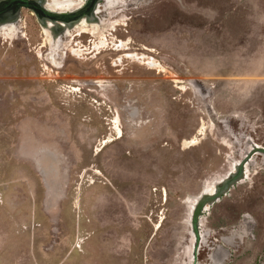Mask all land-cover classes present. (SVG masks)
<instances>
[{
  "label": "rangeland",
  "instance_id": "obj_1",
  "mask_svg": "<svg viewBox=\"0 0 264 264\" xmlns=\"http://www.w3.org/2000/svg\"><path fill=\"white\" fill-rule=\"evenodd\" d=\"M112 11L90 48L71 43L55 64L29 10L0 32V264H187L194 200L244 135L264 141V0ZM231 199L209 221L252 210Z\"/></svg>",
  "mask_w": 264,
  "mask_h": 264
},
{
  "label": "flooded vegetation",
  "instance_id": "obj_2",
  "mask_svg": "<svg viewBox=\"0 0 264 264\" xmlns=\"http://www.w3.org/2000/svg\"><path fill=\"white\" fill-rule=\"evenodd\" d=\"M124 1L69 0L62 7L55 8L51 0H0V32L19 31L24 10H29L46 35L45 58L55 64L52 57L61 59L62 54L63 58L67 57L63 49H68L71 43H81L84 48H90L95 41L93 37L99 36L113 23L110 18L117 11L112 9ZM94 57L91 54L86 56L87 59ZM110 65H114L112 61ZM118 70L121 69H115L116 72ZM82 81L89 84L97 80L88 77ZM142 105L136 96L127 98V115L133 121L139 118ZM243 138L244 143L239 147L240 157L220 178L205 185L191 206L187 264H264V141H258L250 134ZM203 194L209 197L205 199L200 216L193 220L198 198ZM231 195L233 204L241 203L243 199L251 200L252 210H240L235 204L231 209L224 205L218 212L217 221H209L212 208Z\"/></svg>",
  "mask_w": 264,
  "mask_h": 264
},
{
  "label": "water",
  "instance_id": "obj_3",
  "mask_svg": "<svg viewBox=\"0 0 264 264\" xmlns=\"http://www.w3.org/2000/svg\"><path fill=\"white\" fill-rule=\"evenodd\" d=\"M230 187V186H229ZM220 189V188H219ZM207 197H209V195L208 194H203L202 196H200L199 198H198V204H197V208H196V211H195V213L193 214V220L194 219H196V218H198L200 215L199 214H201L200 212H202V206L206 203L205 202V199L207 198ZM214 200H212V201H210V203H212Z\"/></svg>",
  "mask_w": 264,
  "mask_h": 264
}]
</instances>
